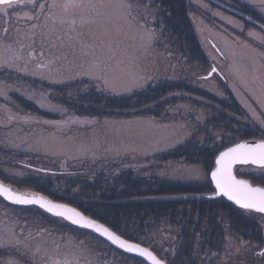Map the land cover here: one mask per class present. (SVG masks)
I'll return each mask as SVG.
<instances>
[{
  "label": "rangeland",
  "instance_id": "374dc122",
  "mask_svg": "<svg viewBox=\"0 0 264 264\" xmlns=\"http://www.w3.org/2000/svg\"><path fill=\"white\" fill-rule=\"evenodd\" d=\"M232 1L234 5L229 4L230 9L256 11L257 17L262 16L264 21V0ZM69 3L70 0H35L33 4L24 0L13 5L7 15L0 11V73L3 78L0 88H3V98L8 99V104L4 101V106L7 105L5 119H1L4 122L0 120V139L5 138L0 142L3 148L0 163L4 164L2 167L6 169L7 174L4 175H7L5 178H8L9 185L29 190L44 185L49 190L47 185H50L57 195L67 196L66 191L72 189L75 192L80 187L77 184L74 189L75 171L85 179H94L100 174L108 178L125 169H134L140 177L175 180L198 189L196 193L175 196L178 200L194 198L208 201L207 194L212 193L209 191L212 187L209 177L213 168L211 162L178 161L168 154L193 134H197L201 143L214 139L221 144L228 137L232 138L231 144L239 141V136L224 132L221 127L214 131L209 126L207 121L211 120L213 111L206 107L209 101L202 102L204 90L222 100L236 99L246 112L248 133H257V138L253 139L264 138L263 28L206 0H186L190 21L205 57L194 58L190 51L183 56L180 49L170 43L162 24V12L154 7L153 0H74L75 6L66 8ZM40 4L45 7L41 9ZM121 4L130 7H121ZM96 7L101 15L100 12L95 13L94 17L92 11ZM52 21L57 22L58 28L68 25L67 29L77 34L79 44L88 43L89 46L92 43L96 55L90 52L91 57H78V60L67 64L68 67L51 64L49 56L32 62L34 49L39 46L35 47L39 37L34 31L39 26L42 30L47 28ZM16 41L23 48H16ZM17 51L24 56L22 63L25 65L15 63ZM213 68L219 74L205 78ZM16 69L19 72L16 73ZM10 73H16L14 78ZM16 76H21L17 80L35 88L22 83L11 84ZM158 80H190L196 90L193 93L195 103L181 101L179 109L170 106L160 118L97 113L82 115L77 109L86 104L80 103L79 96L73 93L68 94L70 97L64 96L62 91L51 88L45 91L41 84L56 87L77 83L71 85L82 86L73 91L83 96L95 91L94 85L82 84L89 82L97 84L95 89L99 87L101 92L125 95L144 90ZM223 82L226 87L221 84ZM26 89L31 92L27 94ZM15 92L26 94L29 100L33 98L35 106L37 104L43 111L29 105L30 116L25 115L27 111L19 106L24 101L16 99ZM65 97L75 107L65 103ZM87 105L91 106L89 102ZM22 117H30L31 120L24 121ZM233 125L237 129L239 123ZM244 128L241 125L238 129ZM48 162L51 164L46 165ZM31 163L37 164L45 173L31 170L28 166ZM236 172L260 175L264 174V168L241 165ZM226 208L228 212L223 213V217L238 213L230 206ZM187 209L189 211L183 215L186 216L183 221L172 222L169 218L152 220L149 217L138 236L139 242L162 251L169 261L178 264H264V256L259 255L264 247V215L243 211L241 221L236 224L239 229L236 230L247 234L250 224L254 226L257 223V229H260L257 237L253 233L244 237L237 235L224 221V233L220 234L224 237V244L220 251H214L203 247L202 231L194 230L200 224L190 225L188 219L192 208ZM1 210L21 208H11L0 201ZM204 230L207 236L213 237L214 231ZM84 234L85 231H81L80 235ZM100 241H97L99 247ZM226 250L231 252L229 256H225ZM235 256L240 258L239 262H231Z\"/></svg>",
  "mask_w": 264,
  "mask_h": 264
},
{
  "label": "trees",
  "instance_id": "16d2710c",
  "mask_svg": "<svg viewBox=\"0 0 264 264\" xmlns=\"http://www.w3.org/2000/svg\"><path fill=\"white\" fill-rule=\"evenodd\" d=\"M153 1L154 7H157L162 12V24L165 27L164 31L170 43L176 45L180 49L183 56H185L187 51H190L194 58H200L201 56L204 57V55H202V49L198 44L197 37L195 36L194 27L191 24L190 15H188L189 5L186 3V0ZM93 10L94 11H92V13L94 14V17L99 12L101 15L99 8L96 7V9L93 8ZM242 11L250 13L247 8ZM251 13L253 14L252 18L261 23V27L263 28L261 29L264 30V21L262 16L260 18L257 17L256 11H251ZM54 26H56V28ZM67 26L65 28H58L57 22L52 21L50 26L47 25V28L45 27L42 30L39 26V29L37 28L36 31H34L38 34L37 37H39L35 47L37 45L39 46L34 49L33 54L31 53L33 55V59H31L32 62L33 60L41 61L43 60V57L49 56L48 61L51 64H62L68 67L67 64L74 60H78V57H91L89 54L90 52L91 55H96L94 52L96 48L92 45V43L89 46L88 43L79 44L76 41L77 34L72 30H68ZM48 42L50 43L48 45H54V47L48 46ZM15 46L18 48V46L21 45L16 41ZM47 48L49 49L47 50ZM86 53L89 55H86ZM23 61L24 56L22 54H18L17 51L15 63L25 65V63H22ZM34 73L36 74L37 72ZM35 80L37 81L38 79ZM189 81L190 80L175 82L170 80H158L155 83L149 84L144 90L126 93L125 95H113L101 92L99 91V87L97 90L95 89V87L98 86L97 84H89V82H82V84H87L89 86L94 85L95 91L93 94L85 93L83 96L82 93L76 94V92L73 91L74 88H81L82 85H71L77 83H71L68 85L60 84L56 85V87H53L50 84L48 86L46 83H41L43 85L41 86L44 87L45 91L50 88L62 91L64 96L70 97L68 94L71 93L79 96V100L81 101L80 103L86 104L83 108L77 109L78 113L82 115L97 113L99 115L118 114L126 117L130 115L135 117L143 116L160 118L164 115L166 110H169L168 108L170 106H172V108L174 107V109H179L181 101H185L184 103H195L193 93H195L196 90L192 87V84ZM221 84L226 87L224 82ZM28 91L31 92L29 89L25 90L27 94ZM201 96L205 98L202 99V102L209 101V105H206V107H210L211 111H213L211 120L207 122L214 131L216 128L221 127L224 132L233 133V136L235 137L239 136V141L257 138V133L255 135H252L254 133H248L249 131L247 130V126H249V123L246 121V112L242 110L236 99L230 101L222 100L216 94H212L209 90L202 91ZM15 97L16 99L20 98V100L23 99L24 103L19 106L27 111L25 114L30 116V110H28L27 106L32 105L34 108L36 102L33 98H30L29 100L28 97L27 99L26 94H19ZM64 101L65 103H68V99H66V97ZM88 102L91 106L87 105ZM68 104H71V102ZM71 105L75 107V104ZM34 109L43 111L37 104ZM236 123H239L238 128L241 125L245 128L243 130L233 128V124ZM230 140H232V138L229 137L223 139L222 143L224 144L217 143L216 141L214 142V139L212 141L207 140L204 143H201L198 140L197 134H193V136L174 147L169 152L168 157L178 161L184 160L190 163L194 161L201 164L211 162V166L214 168L217 154L221 150L226 149V147L236 144H231L232 141ZM50 164L51 163L48 162L46 165ZM38 172H41L42 174L45 173L44 170L43 172ZM74 174L77 176L74 189L77 184H79L80 187L76 189L75 192H73L72 189L66 191L68 194L67 196L66 194L57 195L55 191L53 192V190H51L50 185H47L49 190L46 188V185H44V187H39L36 190L50 196L54 200L57 199L78 207L86 215H91L92 217L101 220L106 225L111 226L112 229L120 235H124L130 240L139 241L138 236L140 237L141 231L145 228V220L149 217L152 220H164V218H169L172 222L178 221L179 219L183 221L184 218H186V216L183 215H186L189 211L187 207L189 209L192 208L190 209L192 210V213L188 219L190 225L192 224V226H196L197 224H200L199 228L195 227L194 230L195 232L202 231L200 235V237L204 239L202 240V245L210 250L220 251L222 248L224 244V237L220 234L224 233L223 225L225 223H229L233 228L232 230L236 231L237 235L243 237L250 233L255 234L257 237V234L260 232V229H257V223H255V227L249 223L250 232L247 234H244L242 230L239 232L236 224L241 221V214L245 210L237 208L223 197L218 199L207 198L208 201H201L194 198L186 201L174 198L175 196H185L186 194L198 192V189L194 188L192 184L187 185L185 183H179L175 180L171 182L155 177H140L138 174H135L134 169H125L119 173V175H111L108 178H106L103 174H100L94 179H85L79 176L81 175L79 172L75 171ZM238 174L250 179L252 183L256 185L264 186L263 173H260L259 175L252 172L244 174L238 172L237 175ZM209 191L214 192L215 188L212 186ZM226 206L234 208L238 211V213L231 215L229 218H226L225 216L223 217V213L226 211L228 212ZM21 210H23V208ZM47 218L48 222H59L58 220H53L48 216ZM224 221L225 223H223ZM252 222L254 223V221ZM208 228V231H214L212 235L213 237L205 234L207 231L204 229ZM236 228L238 230H236ZM254 231H257V233ZM190 242L194 241L190 240ZM230 253L231 252L229 250H226L225 256H229ZM239 260L240 258L236 256L231 258V262H239ZM239 264L241 263L239 262Z\"/></svg>",
  "mask_w": 264,
  "mask_h": 264
},
{
  "label": "flooded vegetation",
  "instance_id": "af4514ba",
  "mask_svg": "<svg viewBox=\"0 0 264 264\" xmlns=\"http://www.w3.org/2000/svg\"><path fill=\"white\" fill-rule=\"evenodd\" d=\"M208 3H214L223 9H228L236 13L237 17L244 19L256 26L261 27V23L252 18V13L236 11L230 9L229 4L232 0H206ZM262 28V27H261ZM21 55V54H20ZM15 72H19L16 69ZM16 73H10L14 78ZM21 77V76H19ZM16 82L29 85L17 80ZM0 73V85L2 80ZM23 80V78H20ZM30 86V85H29ZM20 86H17L18 88ZM32 87V86H30ZM2 89L0 88V120L5 119V103L8 99L3 98ZM21 88L18 89V91ZM14 95H19L15 92ZM26 115V114H25ZM22 120L29 121V118L22 117ZM4 122V120H1ZM5 138H1L2 142ZM264 139V138H259ZM3 148L0 146V152ZM36 163V160H34ZM0 163V179L9 183L6 169ZM28 165V164H27ZM29 168L35 171L40 170L37 164L31 163ZM50 171L49 169H45ZM0 201H2L0 199ZM2 203L8 206L5 202ZM81 230L73 226H65L59 222H48L46 213L37 208L23 210H1L0 211V264H148L145 260L137 256H130L123 251H119L110 245L103 238L95 235L91 231H85L86 234L80 235ZM124 236V235H123ZM101 238V239H100ZM129 239L128 237H125ZM100 241V247L97 243ZM130 240V239H129ZM135 241V240H131ZM139 242V241H136ZM141 245L148 246L156 255L168 264H178V262L169 261L162 251L153 249L149 245L139 242ZM85 248L88 250L86 251Z\"/></svg>",
  "mask_w": 264,
  "mask_h": 264
},
{
  "label": "snow or ice",
  "instance_id": "6c2138e0",
  "mask_svg": "<svg viewBox=\"0 0 264 264\" xmlns=\"http://www.w3.org/2000/svg\"><path fill=\"white\" fill-rule=\"evenodd\" d=\"M23 2L24 0H0V6H3L0 8V11H3L4 14L7 15L8 11L13 8V5ZM28 3L35 4V0H28ZM69 6H75L74 0H70V3L65 5L66 8ZM39 7L43 9L45 5L40 4ZM121 7L130 6L121 4ZM31 18L32 17H29V19ZM4 31L7 32V29H4ZM212 71L215 72L216 69L213 68ZM237 163H251L264 168V141L254 145L246 143L237 144L234 147L221 152L216 159V168L211 172V178L215 181L216 188L219 190L215 193L216 195H226L244 209H252L264 213V187H252L248 181L237 179L232 172L233 165ZM0 194H2L7 200L15 203L37 204L45 208L48 212H53L55 215L62 217L66 216L69 220H72L73 223H83L87 227L94 228L97 232L102 233L109 240L119 244L120 247L147 257L149 260L153 261V264H166L164 260L159 259L149 249L143 248L139 244L128 243L127 241L122 240L103 225L87 220L74 208H68L66 205L62 204H54L51 201L46 200L44 197H29L14 193L10 187L5 186L2 182H0ZM259 255L264 256V250H262Z\"/></svg>",
  "mask_w": 264,
  "mask_h": 264
},
{
  "label": "water",
  "instance_id": "95a60500",
  "mask_svg": "<svg viewBox=\"0 0 264 264\" xmlns=\"http://www.w3.org/2000/svg\"><path fill=\"white\" fill-rule=\"evenodd\" d=\"M216 69V68H215ZM216 71H217V69H216ZM214 72L213 71H211L210 73H208L207 75H206V77L207 78H209V77H211L212 76V74H213ZM261 141H264V140H260V139H258V140H248V141H239V142H237V144H241V143H246V144H250V145H254V144H258V143H260ZM237 144H235V145H237ZM235 145H232V146H229V147H227L226 149H224V150H222L221 152H224V151H226L228 148H231V147H234ZM221 152H219L217 155V157H216V159L219 157V155H220V153ZM251 163H249V164H241V163H237V164H235V165H233V168H232V172H233V175H235L236 176V178L237 179H241V180H246V181H248L250 184H251V186L252 187H264V186H259V185H254V184H252V182L250 181V180H247L246 178H244V177H241V176H239V175H236V168L239 166V165H245V166H249ZM253 165V164H252ZM254 166H256V167H260V166H258V165H254ZM215 168H216V160H215V167H214V169L213 170H215ZM212 170V171H213ZM211 171V172H212ZM211 172H210V175H209V177L211 178ZM211 181H212V184H213V187H215V190H216V192L215 193H217L219 190L216 188V185H215V181H213L212 180V178H211ZM0 182H2L5 186H8V187H10L11 188V190L14 192V193H18V194H21V195H25V196H29V197H32V196H35V197H44L46 200H48V201H51L52 203H54V204H62V205H66L68 208H74L76 211H78V212H80L87 220H91V221H94V222H96L97 224H100V225H103L105 228H108L111 232H113V233H115L117 236H119L122 240H124V241H127L128 243H133V244H139V243H137V242H135V241H130V240H128V239H126V238H124L122 235L120 236L119 234H117L114 230H112L111 228H109L107 225H105V224H103L101 221H98V220H96L95 218H93V217H91V216H89V215H86V214H84L78 207L76 208L75 206H73V205H70V204H68V203H62V202H59V201H56V200H53V199H51L50 197H48L47 195H43V194H41V193H39V192H37V191H35V190H20L19 188H17L16 186H14V185H9V184H6L5 182H3L1 179H0ZM215 193H213V194H210L209 195V197H211V198H218L219 196H223L224 198H226L228 201H231V202H233L237 207H241L240 205H238L234 200H231L228 196H226V195H223V194H219V195H216ZM0 198H2L7 204H9V205H13V206H17V207H37V208H39L43 213L45 212L48 216H50V217H52V218H54V219H59V220H61L62 222H64V223H66V224H69V225H71V226H75V227H79V228H81V229H84V230H87V231H91L92 233H94L95 235H97V236H99V237H101V238H103L105 241H107L110 245H112V246H114L116 249H118L119 251H123L124 253H126V254H128V255H130V256H137V257H139V258H141L142 260H145L148 264H153V261H151V260H149L147 257H144V256H141L139 253H137V252H130V251H128L126 248H122V247H120V245L119 244H117V243H115V242H113L112 240H109L106 236H104L102 233H100V232H97L94 228H89V227H87L85 224H76V223H73V221L72 220H69L66 216H64V217H62V216H58V215H55L53 212H48L45 208H43V207H41L40 205H37V204H19V203H15V202H13V201H10V200H7L2 194H0ZM242 208V207H241ZM247 210H252V209H247ZM254 211H256V210H254ZM256 212H258V211H256ZM260 213V212H259ZM141 247H143V248H147V249H149L150 251H152L149 247H147V246H143V245H141V244H139ZM263 250H264V248H263ZM153 252V251H152ZM154 253V252H153ZM155 255H156V253H154ZM159 259H161L158 255H156ZM166 264H168L167 262H166Z\"/></svg>",
  "mask_w": 264,
  "mask_h": 264
}]
</instances>
